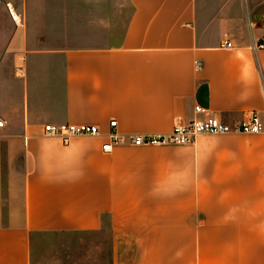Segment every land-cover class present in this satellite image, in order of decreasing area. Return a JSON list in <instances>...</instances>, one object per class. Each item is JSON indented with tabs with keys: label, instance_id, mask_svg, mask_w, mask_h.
I'll use <instances>...</instances> for the list:
<instances>
[{
	"label": "crops",
	"instance_id": "obj_1",
	"mask_svg": "<svg viewBox=\"0 0 264 264\" xmlns=\"http://www.w3.org/2000/svg\"><path fill=\"white\" fill-rule=\"evenodd\" d=\"M263 39L264 0H0V264H264V134L102 151L262 113Z\"/></svg>",
	"mask_w": 264,
	"mask_h": 264
},
{
	"label": "built area",
	"instance_id": "obj_2",
	"mask_svg": "<svg viewBox=\"0 0 264 264\" xmlns=\"http://www.w3.org/2000/svg\"><path fill=\"white\" fill-rule=\"evenodd\" d=\"M222 48H232L231 43L226 42ZM199 68V67H197ZM264 98V88H263ZM5 127V122L0 117V129ZM113 130L107 135V142L102 146L103 152H110L113 148L132 145L134 147L147 146H189L195 138L201 135H256L264 134V107L262 113L250 111L244 118L234 124H229L218 117L207 108L195 106L193 117L187 121L177 118L171 132L168 135L136 136L125 138L119 135L116 130V122L109 123ZM43 132L48 137H53L67 145L69 140L75 137H95L99 134L94 126L88 125H44Z\"/></svg>",
	"mask_w": 264,
	"mask_h": 264
},
{
	"label": "rangeland",
	"instance_id": "obj_3",
	"mask_svg": "<svg viewBox=\"0 0 264 264\" xmlns=\"http://www.w3.org/2000/svg\"><path fill=\"white\" fill-rule=\"evenodd\" d=\"M260 43H261V44H264V39H263V40H260ZM52 244H53L54 246H56V247H53V249H54V248L57 249V246H58L59 244L56 243V242H55V243H52ZM45 249H46V248L44 247V250H45Z\"/></svg>",
	"mask_w": 264,
	"mask_h": 264
}]
</instances>
